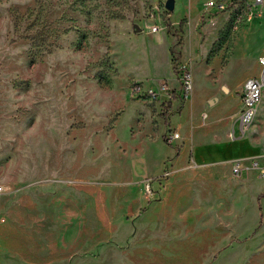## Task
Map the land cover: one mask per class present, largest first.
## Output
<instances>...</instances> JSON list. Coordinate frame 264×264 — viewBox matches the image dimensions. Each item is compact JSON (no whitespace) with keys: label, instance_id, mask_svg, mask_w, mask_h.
Masks as SVG:
<instances>
[{"label":"rangeland","instance_id":"1","mask_svg":"<svg viewBox=\"0 0 264 264\" xmlns=\"http://www.w3.org/2000/svg\"><path fill=\"white\" fill-rule=\"evenodd\" d=\"M165 1L0 0V264H264V212L259 221L247 195L234 202L195 180L173 208L159 204L166 166L141 164L176 147L164 137L183 118L128 95L134 81L170 87L179 66L205 67L200 129L230 139L249 65L264 55V0L248 20L246 0ZM158 35L172 71L152 60ZM259 105L233 137L253 154L264 91Z\"/></svg>","mask_w":264,"mask_h":264},{"label":"crops","instance_id":"2","mask_svg":"<svg viewBox=\"0 0 264 264\" xmlns=\"http://www.w3.org/2000/svg\"><path fill=\"white\" fill-rule=\"evenodd\" d=\"M187 1L190 3L193 0ZM150 34L153 35L156 33ZM156 37L158 41L152 44L151 56L153 62H155L157 66H163L162 73H164L165 67L171 70L170 55L166 44V38L162 35H158ZM161 43H164L165 47L160 45ZM249 68V74H247L248 76H245L244 81L258 74L259 67L257 65V61L256 65H254V63H250ZM190 72L192 74L193 86L192 92L187 100L180 101L177 97H175L171 101H167L165 100V96L162 94L156 101H154L156 108L159 110H163V107H168L169 111L171 107H176L177 113L183 118L182 121H179L176 124L175 132L178 133V143L176 147H165V152L162 148L159 153L155 152L158 155H154L152 159L148 156L147 161H145L144 164H141L144 168H146V171L149 170L152 172L155 168V172H157L158 170L160 171L163 166H166L165 169L169 171V175L165 178V184L162 186L163 192L159 204L169 209L173 208V203L178 200L179 196H181L184 192L185 187H187L189 183L192 185L196 180L199 184L205 182L222 187L225 193L230 195L233 194L234 198L232 201L234 202H238V196L247 195L251 198L253 210L256 211V197L258 194L264 193V177L258 176L254 171H244L237 176L232 175L230 172V164L233 160L242 157H249L252 155L262 156L264 155V147L261 154H253L255 149H260V147L247 145L246 143L240 141V139L231 137L230 131L234 128V125L229 130V136L231 138H223L222 140H215V138H212L216 136V134L214 135V133H216V129L214 130V128L210 127V125L204 129H200L201 125L199 122L204 111V103L207 94L199 88L198 75L205 74L207 72V68L203 67L198 70L192 67ZM145 73L147 72L145 71ZM156 74H160L158 68ZM169 83L171 89H177L178 82L173 77L170 79ZM238 103V107L240 108V99L238 100ZM259 104L260 101L257 108H259ZM262 108H264V106H262ZM262 115H264V113ZM167 129L169 128L167 127ZM163 132L164 130L161 131V135ZM201 133L203 136V142H196V138ZM189 140L191 141L190 156L189 149L186 147ZM188 159H190V163L188 162ZM230 183H233L236 188L228 191L227 187ZM259 202L262 207V212H264V197L260 198ZM235 208L238 209L239 205L236 204ZM256 223L257 221H254L252 225Z\"/></svg>","mask_w":264,"mask_h":264},{"label":"built area","instance_id":"3","mask_svg":"<svg viewBox=\"0 0 264 264\" xmlns=\"http://www.w3.org/2000/svg\"><path fill=\"white\" fill-rule=\"evenodd\" d=\"M262 3L263 0H246V6L249 10L246 17L247 20L258 14V7ZM204 6L215 7V9L224 7L222 3H217L213 0H207ZM150 31L155 32L156 27L152 26ZM256 61L259 71L256 76L246 79L242 85L239 96L240 108L234 120V128L230 131L231 137L241 135L252 123L261 94L264 91V55L258 56ZM172 77L178 82L177 89H171L165 80L158 81L154 88H143L140 83L134 81L129 86L128 95L130 98H146L150 101H156L162 94L167 101H171L175 97L180 101L187 100L192 92V74L190 69L179 66L172 71ZM177 138L178 133L173 131L170 134H165L164 140L169 144ZM244 171H254L258 176L264 177V155H252L231 162L230 172L232 175L237 176ZM168 175L169 171L164 170L161 176L166 178ZM147 180H145V187L146 191L149 192L150 188H148Z\"/></svg>","mask_w":264,"mask_h":264},{"label":"trees","instance_id":"4","mask_svg":"<svg viewBox=\"0 0 264 264\" xmlns=\"http://www.w3.org/2000/svg\"><path fill=\"white\" fill-rule=\"evenodd\" d=\"M36 21L33 23H31L30 27H29V32H28V36H29V39L31 41V43L33 44L36 40L39 39V35H40V31L38 30L39 29V25L36 23ZM264 197V193H260L257 195L256 197V205H257V210H258V218H259V221L261 220V211H260V198Z\"/></svg>","mask_w":264,"mask_h":264},{"label":"water","instance_id":"5","mask_svg":"<svg viewBox=\"0 0 264 264\" xmlns=\"http://www.w3.org/2000/svg\"><path fill=\"white\" fill-rule=\"evenodd\" d=\"M174 5V0H166L164 6L167 10H172Z\"/></svg>","mask_w":264,"mask_h":264}]
</instances>
